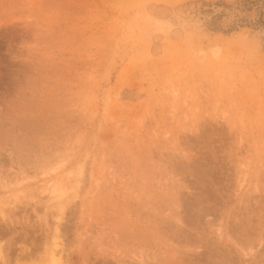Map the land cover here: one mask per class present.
Returning <instances> with one entry per match:
<instances>
[{"label": "rangeland", "instance_id": "374dc122", "mask_svg": "<svg viewBox=\"0 0 264 264\" xmlns=\"http://www.w3.org/2000/svg\"><path fill=\"white\" fill-rule=\"evenodd\" d=\"M0 253L264 264V0H0Z\"/></svg>", "mask_w": 264, "mask_h": 264}, {"label": "bare ground", "instance_id": "6f19581e", "mask_svg": "<svg viewBox=\"0 0 264 264\" xmlns=\"http://www.w3.org/2000/svg\"><path fill=\"white\" fill-rule=\"evenodd\" d=\"M61 186L63 187V185H61ZM61 186H60V187H61ZM58 187H59V186H58ZM56 190H57V189H56ZM55 235H56V234H55ZM56 236H57V235H56ZM53 237H54V236H53ZM51 241H52V238H51ZM51 241H50V242H51ZM53 242H54V241H53ZM51 244H52V243H51ZM51 246H52V245H51ZM49 247H50V246H49ZM52 250H53V249H52ZM49 252H51V251H49ZM49 252H48V253H49ZM53 252H54V251H52V253H53ZM27 253L29 254V252H27ZM52 253H50V255H51ZM0 254H1V253H0ZM46 254H47V252H46ZM46 254H44V256H46ZM44 256H43V257H44ZM47 256H48V255H47ZM51 256H52V255H51ZM51 256H50V257H51ZM53 256H54V255H53ZM43 257H42V258H43ZM49 260H50V259H49ZM45 261H46V260H45ZM47 261H48V260H47ZM49 262H50V261H49ZM46 263H47V262H46ZM46 263H45V264H46Z\"/></svg>", "mask_w": 264, "mask_h": 264}]
</instances>
